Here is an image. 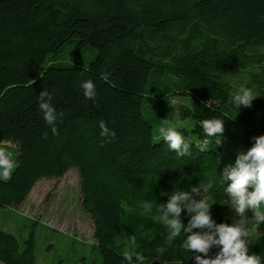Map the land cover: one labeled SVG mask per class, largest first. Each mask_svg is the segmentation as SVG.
<instances>
[{
    "label": "trees",
    "instance_id": "16d2710c",
    "mask_svg": "<svg viewBox=\"0 0 264 264\" xmlns=\"http://www.w3.org/2000/svg\"><path fill=\"white\" fill-rule=\"evenodd\" d=\"M82 71L96 84L95 101L78 86ZM243 83L264 92V0H0V148L10 142L17 152L9 179L0 180V208L23 203L41 178L76 168L102 264H122L132 238L151 261L194 264L178 245L155 252L166 228L137 204L219 176L221 150L199 147V119L222 117L224 137L243 148L264 133V94L237 113L228 103ZM43 88L65 113L58 136L38 111ZM173 94L191 97L190 107L177 105L181 119L192 114L196 139L184 157L154 140L143 113L146 101L166 112ZM101 119L116 131L111 142L102 143ZM225 203L217 189V222H230ZM250 250L264 256V235ZM0 262L38 264L33 232L20 245L0 228Z\"/></svg>",
    "mask_w": 264,
    "mask_h": 264
},
{
    "label": "clouds",
    "instance_id": "9594fccd",
    "mask_svg": "<svg viewBox=\"0 0 264 264\" xmlns=\"http://www.w3.org/2000/svg\"><path fill=\"white\" fill-rule=\"evenodd\" d=\"M79 88L86 100L95 101L96 84L80 72ZM107 78V74H105ZM264 94L243 83L238 90L231 92L228 103L236 113L241 107H250L254 98ZM53 93L43 88L37 95V107L45 124L54 136L59 135L57 124L65 113L58 111L52 102ZM178 114L172 118L165 117L158 127L159 136L174 150L177 157L191 154L193 144L176 126ZM102 143L111 142L116 138L115 129L109 128L104 120H99ZM200 135L205 137L199 145L201 149L212 143L215 148L223 147L226 139L223 135L225 120L220 116H212L198 120ZM47 135V132L44 134ZM252 143L247 148L235 152V158L226 163L219 176L199 180L188 188L176 187L164 193L166 200H141L137 207L142 214L152 215L165 228V243L155 248L157 254L163 255L169 245H178L183 252L190 253L194 264H264V256L250 249L256 239L264 235V133L250 138ZM13 160L5 149L0 148V180H8ZM217 189L222 190L231 212L230 222H217L211 208L215 203ZM187 217L186 222L181 213ZM132 238L127 244L121 258L122 264H152ZM216 249L213 253L212 250ZM183 264V259L176 261Z\"/></svg>",
    "mask_w": 264,
    "mask_h": 264
},
{
    "label": "rangeland",
    "instance_id": "374dc122",
    "mask_svg": "<svg viewBox=\"0 0 264 264\" xmlns=\"http://www.w3.org/2000/svg\"><path fill=\"white\" fill-rule=\"evenodd\" d=\"M73 47V43L68 44L63 50L64 55L68 57ZM93 55L92 48L83 51L85 65ZM236 77L239 78V75ZM169 100L171 105L165 108L164 113H158L150 102H145L143 113L152 124L154 140L161 139L157 129L162 120L165 117L171 119L173 115L178 114L177 128L183 133V130H186L188 133H184L185 137L196 141L191 133L192 114L181 119L177 108L178 104L190 107L191 97L173 94ZM2 145L1 148L5 149L16 165L17 152L13 144L4 142ZM210 147L215 146L209 143L205 149ZM219 148L220 161L224 166L234 160L235 152L242 147L225 139L223 147ZM0 228L13 234L20 245L23 239L33 232L38 264H102L93 247L95 240L92 220L80 206L79 176L76 168L69 169L61 178H41L35 183L23 203L0 208Z\"/></svg>",
    "mask_w": 264,
    "mask_h": 264
},
{
    "label": "water",
    "instance_id": "95a60500",
    "mask_svg": "<svg viewBox=\"0 0 264 264\" xmlns=\"http://www.w3.org/2000/svg\"><path fill=\"white\" fill-rule=\"evenodd\" d=\"M152 264H163V263H161V262L158 261V260H153V261H152Z\"/></svg>",
    "mask_w": 264,
    "mask_h": 264
}]
</instances>
